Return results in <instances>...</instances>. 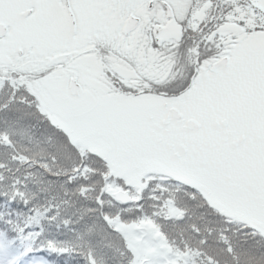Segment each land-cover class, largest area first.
Returning <instances> with one entry per match:
<instances>
[{
	"label": "snow or ice",
	"instance_id": "obj_1",
	"mask_svg": "<svg viewBox=\"0 0 264 264\" xmlns=\"http://www.w3.org/2000/svg\"><path fill=\"white\" fill-rule=\"evenodd\" d=\"M0 264H264V0H0Z\"/></svg>",
	"mask_w": 264,
	"mask_h": 264
}]
</instances>
